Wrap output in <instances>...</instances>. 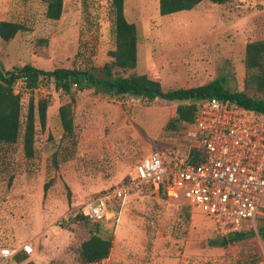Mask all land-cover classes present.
Segmentation results:
<instances>
[{"label":"rangeland","instance_id":"rangeland-1","mask_svg":"<svg viewBox=\"0 0 264 264\" xmlns=\"http://www.w3.org/2000/svg\"><path fill=\"white\" fill-rule=\"evenodd\" d=\"M110 9V0H64L61 18L53 21L45 16V0H0V21L14 20L27 28L10 41L0 39V62L5 69L28 63L46 70L93 66L103 77L101 68L115 47ZM125 15L137 25L138 65L121 74L147 73L164 89L224 76L230 89H245V47L264 38V0L225 5L205 0L192 10L165 16L159 0H125ZM74 88L76 145L64 137L59 119V107L71 95L46 79L34 92L18 91L23 122L32 98H48L50 104L46 128L38 123L35 157H25L20 139L5 147L0 159V249L27 242L34 248L24 261L0 258V264H82L79 248L90 229L74 218L83 204L125 179L151 148H163L166 160L189 151L190 125L166 130L176 115L174 103L139 99L128 105L130 96ZM105 222L113 231V246L99 264H257L264 246L258 233L226 246L212 244L223 236L214 221L158 189L133 194ZM250 230L257 232V227Z\"/></svg>","mask_w":264,"mask_h":264},{"label":"trees","instance_id":"trees-1","mask_svg":"<svg viewBox=\"0 0 264 264\" xmlns=\"http://www.w3.org/2000/svg\"><path fill=\"white\" fill-rule=\"evenodd\" d=\"M205 0H159V12L162 16L172 15L185 10H192ZM213 3L225 5L233 0H209ZM47 19L57 21L64 10V0H45ZM110 15L112 19V35L115 47L109 51L111 60L101 68L104 76L96 73L95 67L86 69L57 67L52 70L38 68L32 64L15 65L12 69H5L0 62V159L5 147L14 146L21 139L26 158L36 155V135L38 123L45 129L48 123V98L29 101L25 121L23 122L22 94L14 91V85L19 77H26V88L34 92L43 79L52 84L54 89L71 95L70 102L59 107V119L64 137L72 139L74 136V87L76 89L94 88L97 92L123 98L132 96L148 101L167 100L177 102L176 115L171 118L166 130L175 131L180 125L192 124L202 100L217 98L228 103H235L247 111L264 116V38L249 41L245 47V89L232 90L227 86V78L222 76L194 87H180L164 89L162 82L153 79L147 73L132 72L123 75L122 72L133 71L138 65V29L134 22H130L125 15V0H110ZM27 28L21 22L14 20L0 21V39L10 41L17 33ZM76 145V140L72 139ZM165 161H172L175 156ZM196 150L192 147L186 156L187 161L196 162ZM182 158V157H181ZM54 164L58 167V158L55 154ZM158 190L163 192V188ZM98 194V193H97ZM96 194V195H97ZM166 196V194H164ZM167 197V196H166ZM83 220L90 229V236L80 244L79 255L82 264L102 261L109 257L113 246V231L106 226V220H93L81 212L74 218ZM255 230L240 231L221 236L220 240L211 242L216 246H226L242 241L258 233L264 243V217L257 219ZM16 261H24L28 253L21 250L14 255ZM13 257V258H14ZM26 264H35L28 261ZM258 264V263H257Z\"/></svg>","mask_w":264,"mask_h":264},{"label":"built area","instance_id":"built-area-1","mask_svg":"<svg viewBox=\"0 0 264 264\" xmlns=\"http://www.w3.org/2000/svg\"><path fill=\"white\" fill-rule=\"evenodd\" d=\"M19 89H28L26 77L16 80L14 91ZM138 100L130 96L126 103ZM186 136L196 162L180 156L165 161L159 147L151 148L133 172L83 204L80 212L93 220H112L133 194L162 187L170 200L184 199L204 211L223 236L256 228L257 219L264 217V116L235 103L205 99ZM21 250L31 254L34 248L29 242L5 246L0 258H13ZM258 264H264V246Z\"/></svg>","mask_w":264,"mask_h":264},{"label":"crops","instance_id":"crops-1","mask_svg":"<svg viewBox=\"0 0 264 264\" xmlns=\"http://www.w3.org/2000/svg\"><path fill=\"white\" fill-rule=\"evenodd\" d=\"M193 9H194V8H193ZM252 41H253V40H252ZM127 97H129V96H127ZM145 100H146V99H145ZM172 103H174V104H173V108H172V110H176L178 103H177V102H172ZM158 105H159V104H158ZM140 107H142V106H138L137 108L135 107L134 110H137V109L140 108ZM161 110H163V109H161Z\"/></svg>","mask_w":264,"mask_h":264}]
</instances>
